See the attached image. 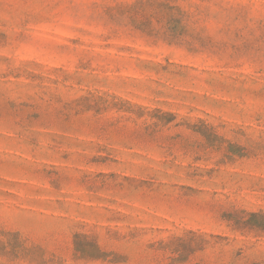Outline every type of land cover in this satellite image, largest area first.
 <instances>
[{
	"label": "rangeland",
	"instance_id": "rangeland-1",
	"mask_svg": "<svg viewBox=\"0 0 264 264\" xmlns=\"http://www.w3.org/2000/svg\"><path fill=\"white\" fill-rule=\"evenodd\" d=\"M0 264H264V0H0Z\"/></svg>",
	"mask_w": 264,
	"mask_h": 264
}]
</instances>
